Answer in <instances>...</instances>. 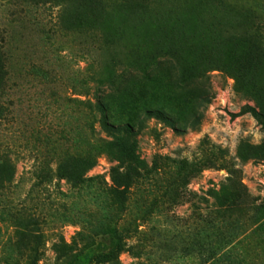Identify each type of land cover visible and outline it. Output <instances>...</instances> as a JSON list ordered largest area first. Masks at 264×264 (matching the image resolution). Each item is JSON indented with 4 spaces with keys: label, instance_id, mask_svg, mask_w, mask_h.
Returning a JSON list of instances; mask_svg holds the SVG:
<instances>
[{
    "label": "rangeland",
    "instance_id": "rangeland-1",
    "mask_svg": "<svg viewBox=\"0 0 264 264\" xmlns=\"http://www.w3.org/2000/svg\"><path fill=\"white\" fill-rule=\"evenodd\" d=\"M34 259L264 264V0H0V264Z\"/></svg>",
    "mask_w": 264,
    "mask_h": 264
},
{
    "label": "trees",
    "instance_id": "trees-1",
    "mask_svg": "<svg viewBox=\"0 0 264 264\" xmlns=\"http://www.w3.org/2000/svg\"><path fill=\"white\" fill-rule=\"evenodd\" d=\"M247 113L251 114V115L254 116L255 118H258V117H259L258 112H257L254 108H252V107H250V108H248V109H244V110H242V111L239 112L236 116L243 115V114H247ZM157 114H160V115H158V116H159V118H161L160 116H162V113H157ZM120 250H122L121 243H119L114 249L110 250L107 254H104V255H102L101 257H102V258H107L108 260H110V259L114 258V257L116 256V254H117ZM30 264H37L36 259L32 260V261L30 262Z\"/></svg>",
    "mask_w": 264,
    "mask_h": 264
}]
</instances>
